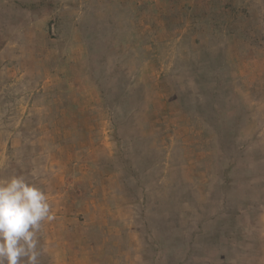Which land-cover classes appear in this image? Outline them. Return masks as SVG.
<instances>
[{
	"label": "rangeland",
	"instance_id": "1",
	"mask_svg": "<svg viewBox=\"0 0 264 264\" xmlns=\"http://www.w3.org/2000/svg\"><path fill=\"white\" fill-rule=\"evenodd\" d=\"M12 176L40 264H264V0H0Z\"/></svg>",
	"mask_w": 264,
	"mask_h": 264
},
{
	"label": "clouds",
	"instance_id": "2",
	"mask_svg": "<svg viewBox=\"0 0 264 264\" xmlns=\"http://www.w3.org/2000/svg\"><path fill=\"white\" fill-rule=\"evenodd\" d=\"M52 219L44 191L23 176L0 181V264H40L38 232Z\"/></svg>",
	"mask_w": 264,
	"mask_h": 264
}]
</instances>
